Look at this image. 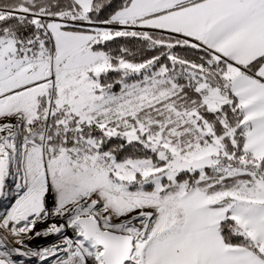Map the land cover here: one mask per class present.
Segmentation results:
<instances>
[{
    "label": "snow or ice",
    "instance_id": "obj_1",
    "mask_svg": "<svg viewBox=\"0 0 264 264\" xmlns=\"http://www.w3.org/2000/svg\"><path fill=\"white\" fill-rule=\"evenodd\" d=\"M0 264H264V0H0Z\"/></svg>",
    "mask_w": 264,
    "mask_h": 264
}]
</instances>
